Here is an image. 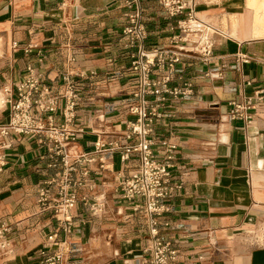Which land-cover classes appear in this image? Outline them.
<instances>
[{"label": "crops", "instance_id": "1", "mask_svg": "<svg viewBox=\"0 0 264 264\" xmlns=\"http://www.w3.org/2000/svg\"><path fill=\"white\" fill-rule=\"evenodd\" d=\"M228 1L195 3L197 20L214 31L212 51L206 57L180 54L170 85L190 82L191 94L167 95L154 122L153 149L163 155L166 144L175 145L172 172L182 184L170 211L158 219L160 236L176 250L173 264H264V244L250 240L251 234L264 237V35H255L260 27L246 0L245 11L235 14ZM141 7L145 47L173 45L181 17L168 16L158 0H142ZM126 13L121 0H0V121L2 88H13L27 66L54 93L64 90L63 75L75 86L76 120L70 127L79 130L77 151L92 161L76 189L71 232H59L70 264H143L149 256L143 207L135 210L119 196L124 178L138 165L136 154L122 162L119 150L95 152L93 145L99 138L118 140L126 128L136 84L129 71L135 48L126 47L122 34ZM223 20L229 32L221 29ZM248 99L250 122L230 118L231 102ZM54 121L62 122L59 109ZM51 161L33 137H19L6 151L0 264H40L54 221L51 211H40L36 190L61 169L50 168ZM83 197L102 199L103 213L93 215Z\"/></svg>", "mask_w": 264, "mask_h": 264}, {"label": "built area", "instance_id": "2", "mask_svg": "<svg viewBox=\"0 0 264 264\" xmlns=\"http://www.w3.org/2000/svg\"><path fill=\"white\" fill-rule=\"evenodd\" d=\"M142 0H121L127 8V21L122 25L126 37V47L135 48L130 52L129 71L136 84L130 94L127 106L126 128L118 140L104 142L97 139L94 151L119 150L122 162L136 154L138 165L124 178L119 188L122 200L129 201L137 210L143 207L149 244L145 252L149 256L143 264H173L176 250L159 234V217L170 211V202L182 188L172 172L176 147L165 145L163 155L155 153L152 138L154 122L161 116L159 102L167 95L179 97L191 94V83L183 88L170 85L172 73L182 52H197L201 56L210 55L213 47L212 31L195 16V0H158L159 5L170 17H181V34L173 45L164 49L145 47L148 37L143 17ZM194 23V24H193ZM211 30V33H209ZM16 42H12L16 46ZM236 58L247 62L245 55ZM218 78L217 74L211 75ZM64 90L54 93L49 86L40 82L32 66L25 68V76L14 87L4 86L2 110L4 119L0 121V171L6 165V151L19 137H33L39 146L46 147L52 160L50 168L61 166L59 172L43 181L36 190L37 203L41 212H52L54 225L46 237V245L39 251L40 264H70V249L65 240L59 239L60 230L69 234L72 229L71 210L77 202L76 189L88 174L87 164L92 161L79 153L76 148L78 129L70 126L76 120V92L67 75ZM230 118L250 122L248 99L239 103L232 101ZM60 110L61 124L54 121V113ZM78 173V178L75 176ZM102 199L81 198L88 204L93 215L103 213ZM166 223H164L165 225ZM3 226H1L2 228Z\"/></svg>", "mask_w": 264, "mask_h": 264}, {"label": "rangeland", "instance_id": "3", "mask_svg": "<svg viewBox=\"0 0 264 264\" xmlns=\"http://www.w3.org/2000/svg\"><path fill=\"white\" fill-rule=\"evenodd\" d=\"M205 2V3H208V2H218V1H220V0H195V3L197 4V2ZM244 1L245 0H229L228 2H232L233 4H234V7H232V11H233V14H235V13H243L244 11H245V5H246V2H247V0H246V2H245V4H244ZM246 7L247 8H249L250 6L248 5V2H247V5H246ZM251 8V7H250ZM251 10H252V13H253V15H254V18H256L255 17V10H253L252 8H251ZM237 11V12H236ZM233 14H231V15H233ZM228 17V16H227ZM227 23H228V25H229V30H230V23H229V21H227ZM235 25H236V22H235ZM214 26H216V27H218V25L215 23L214 24ZM221 29L222 30H224V31H227V32H229L228 30H227V25H226V23H225V21L223 20L222 21V27H221ZM209 33H211V30H209ZM250 240H251V244L252 245H256V244H258V245H260V244H264V237L263 236H257V235H252L251 234V238H250Z\"/></svg>", "mask_w": 264, "mask_h": 264}, {"label": "bare ground", "instance_id": "4", "mask_svg": "<svg viewBox=\"0 0 264 264\" xmlns=\"http://www.w3.org/2000/svg\"><path fill=\"white\" fill-rule=\"evenodd\" d=\"M247 2H248V5L253 10H255L256 23H257L258 28L260 27L259 31L257 29L258 32L255 31L256 32L255 35L262 36L264 35V0H247Z\"/></svg>", "mask_w": 264, "mask_h": 264}]
</instances>
